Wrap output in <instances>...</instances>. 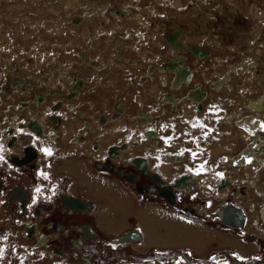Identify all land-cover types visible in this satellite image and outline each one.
Here are the masks:
<instances>
[{"label":"rangeland","instance_id":"rangeland-1","mask_svg":"<svg viewBox=\"0 0 264 264\" xmlns=\"http://www.w3.org/2000/svg\"><path fill=\"white\" fill-rule=\"evenodd\" d=\"M175 67L185 68L193 76L189 84L182 83L185 86L181 92L174 94L176 108L167 99L175 92ZM226 76L229 84L221 87L218 80ZM192 93L198 95L196 102ZM261 97L264 98V0H0V182L4 184L3 188L0 185V264H82L73 260L69 248L64 257L43 256V251L60 244L51 242L47 248L35 243V237L47 232L43 224L54 215L43 211L35 220L33 212L40 202L53 204L58 185L65 190L63 177L53 174L50 179L51 165L75 151L101 156L93 147H103L104 139L105 152L112 145L132 144L130 152L122 154L123 159L127 155L131 160L134 147L141 153L146 150L144 156L151 160L149 166L145 158L152 172L162 173L160 164L165 158L168 165L163 168V178L167 177L168 182H174L180 170L182 175L191 176L196 189L186 188L181 205L198 210L195 219L204 231L239 241L243 251L240 256L233 245L214 243L196 249L182 241L178 244L185 247L165 250L172 254L171 260H178L176 253L186 252L187 264H229L223 263L222 256L235 252L230 264H245L253 258H261L257 264H264V223L257 213L259 203L253 204L257 194L236 180L244 176L242 171L224 166L226 151L206 165L208 172H201L213 174L206 182L212 186L211 192L206 193L194 180L199 179L198 175L187 173L194 168H181L176 153L171 152L180 145L185 164H189L195 152L192 147L206 152L198 146L197 138L209 135L217 140L219 134H226L223 127L228 125L219 126L234 111L235 101L239 105L243 99V108L248 99H253L248 106L254 108ZM222 105L223 115L214 116L216 112L211 108ZM203 112L218 117L216 127L206 131L196 126ZM32 120L43 122V133L35 134L26 127ZM20 123L24 127H19ZM89 124L95 130L88 128ZM229 127L238 128L235 124ZM7 129H12L15 137L11 147L7 146ZM151 130H163L160 134L168 133L169 137L156 136ZM100 135L103 141L97 138ZM253 137L250 135V141ZM82 140L91 141L92 148L84 147L86 142ZM247 142L238 139L237 148L229 155L238 154ZM26 145L35 150L32 162L36 171L31 165L14 166L8 161L12 155L19 156ZM170 152V157H162ZM223 168V177L231 183L228 189L214 184ZM253 168L249 166L251 171ZM19 185L30 195L23 218L16 215L18 200L8 198L10 190ZM224 190L226 196L218 198L217 192ZM237 190L248 197L247 201L236 197ZM203 202L209 203L203 206ZM224 203L243 207L247 214L243 229L227 228L207 217ZM31 223L39 224L40 232L27 238ZM171 229L175 228L170 232ZM182 235L187 238V231L183 230ZM201 241L197 235L196 242ZM138 248L128 245L100 250L104 254L108 250L150 253ZM94 257L90 254L83 258L95 261ZM108 264L148 262L115 259Z\"/></svg>","mask_w":264,"mask_h":264},{"label":"flooded vegetation","instance_id":"flooded-vegetation-1","mask_svg":"<svg viewBox=\"0 0 264 264\" xmlns=\"http://www.w3.org/2000/svg\"><path fill=\"white\" fill-rule=\"evenodd\" d=\"M9 68L10 66L7 65V69ZM175 71L177 75L176 81L178 80V82H174L172 86L175 92L173 91L172 96L167 97L168 99L172 100L174 104L177 101L174 94H176L178 91L181 92L182 87H183L181 84V81H184L185 83H187L190 80L189 79L190 75L188 71L181 70V68L179 67H177ZM218 81L221 87H227V85L229 84L230 78L226 76L223 79L218 80ZM161 83L163 85L165 83L164 76L161 77ZM227 89H229V87ZM259 94L262 96L261 93ZM192 96H193V102H196L195 100L196 96H194L193 93H192ZM260 100H261V106L260 104H257L258 106H260V108L256 109V107L250 108L248 106L249 115L247 116L243 115L242 111L237 108L233 116H230L228 118L230 121H227V122L229 123H231V121L233 120L232 117L237 118L234 120V123L237 125V127H240L241 129L245 130L244 132L245 139H248L249 141L246 143L244 148L236 156H230V157L226 156L224 157V161L227 164V166L230 167L231 169L237 168L236 170L242 171L244 175L243 177L248 179V181L245 183L249 187H252L254 192L257 194L256 197H254L253 199V203L255 204L259 203V205L257 204L258 205L257 213L259 214L261 218L260 221L264 223V205L261 206V204L264 203L263 202L264 201V178L261 179V175L264 173V134L260 133V131H264V98L261 97ZM253 101L255 100L252 99L249 101V103ZM43 126H44L43 122H41L40 124H37L34 120H32L27 123L26 127L29 130H32L31 132H35V134L36 133L39 134V133L44 132ZM19 127H24L23 123H20ZM88 128H90L92 131L95 130L91 124L88 125ZM38 130H40V132H38ZM151 131L156 133V130H151ZM5 135L7 136V139H8L7 146L11 147L13 145L12 142L15 141V137L12 136V129H7L5 132ZM32 135L34 136V133ZM250 135L254 136L251 141H250ZM98 137H101V141H103V137L101 135L97 136V138ZM75 141H77V138H75ZM121 144L116 145V146H120ZM127 144L129 145V148L119 150L117 155H112L109 152V148L111 147L109 146L106 151V156L101 158V160L95 162V168L101 172L112 173L118 177H121L128 185L132 187V189L137 194H141L142 196L148 199H155L161 203H164L165 205L171 207L172 210L177 209L181 213H185L187 215H191L194 217L197 216L198 210L192 207L181 205V202H182L181 199L183 197V194L186 191H188L186 190V188H189L190 190L192 187L194 188L193 191H195L196 189V186L194 185V182L191 179V177H190V181L185 183V185H182L181 187H175V185H171V188L174 190L175 197L174 199H172L168 193L167 197L169 198V200L166 199L165 197L161 196L159 193V190L165 187H163V185L151 179L148 175H145L141 173L140 171H138L137 165L133 163L134 158H132L131 160L129 159L125 160V162L127 163L126 167L120 166L119 162H117L118 160L120 161V159H123L122 158L123 153L130 151L132 149L131 148L132 144H130V142H128ZM83 146L86 147V144H84ZM112 146H115V145H112ZM29 148H32L34 150V148L31 145H26L25 147H23L19 156L12 155L8 161L11 162L15 166L16 163L13 160L14 158L19 160V162L29 159L32 156L34 158V155L36 153L34 152L35 153L34 154ZM101 150H103V147L98 146L96 148V153H100L97 155H102V153L100 152ZM79 162L82 163V161H79V160L76 163L79 164ZM23 165L24 166L31 165L34 167L32 168L33 171H36L35 165L33 164L32 161L27 162V163H22L21 166ZM252 165L254 168L251 171L249 169V166H252ZM72 166H73V163L69 162L67 164L64 162L63 164L59 166V168L60 169L63 168L66 171L67 170L72 171ZM238 167H240L241 169H239ZM147 168H148V164H147ZM149 170L151 171V169ZM120 171H123V173H120ZM154 173H157V172H154ZM180 177H177L176 179H179ZM176 179L173 180L174 182H168L166 178H163V180L166 181L168 184H175ZM222 181L227 182V185L225 186V188L227 186H230L231 184L228 179H222L220 183ZM41 182H44V181H41ZM220 183L218 184L219 187H220ZM0 185H1V188L4 187L3 182H0ZM57 189H58V193L56 194V198L53 204L47 206L45 204L42 205V203L40 202L39 205L35 207L34 212H33V218L35 220H38L36 217L40 215L41 213H43V211L47 215H50V216L54 215V217H52L51 219L49 218L50 220L46 221L43 224V227L46 228L47 232L40 233L37 239L35 237V234L37 231L40 232V225L31 223L32 225L27 228L26 237L27 238L35 237V243L39 247L47 246L48 248L49 246L51 247L52 245L50 244L51 242H55V244H57L58 242L60 243L58 245H55V247L48 248L49 250L47 249L43 251V256L47 258H53L56 255L64 257V256H67L66 248H69L71 250V256L73 260L77 261L78 263H82V264H108L109 262L115 259H120L121 261L127 260V262L128 260L144 261V262H148V264H187L184 261L186 252L176 253L177 255L176 257H179V258L178 260L174 261V260H171L170 258L172 257V254L167 253L168 251H165L166 249L159 247V246H157V249H153V248L147 249V251H150V253L145 254V255L137 254V253L122 254L117 250L115 251L108 250V251H105V254H104V250L106 248L112 249L118 246H128L136 242L126 241L123 243L120 240L121 238H119L116 241H113L112 243H108V244L105 242H101L99 240L97 233L93 229L92 225L87 220L82 219V214L89 213L91 209L89 207L82 208L86 210L69 207L68 202L74 199H79V200H82V199L68 195L67 193H65L64 189L60 187V185H58ZM190 193H194V192H190ZM234 194L236 195V197H239L240 199H245L246 201L248 199V197L245 196V194H243L239 190L235 191ZM225 196H226V192L219 191L218 197L223 199ZM8 198H9V201L14 200V199L18 200V203H19L18 213L16 212V215L18 218H23L26 215L28 207H29V201H30L29 192L26 190L24 186L19 185L10 190L8 194ZM82 201L85 202L84 200ZM203 206H205V202H203ZM227 207L238 208L240 211L243 212L245 220L241 226L239 227L233 226L230 224H226L222 221V217H221L222 212ZM207 217H209V219H213L214 221H219V223L224 227L232 228V229H235V228L243 229L245 227L244 224L247 221V215L245 214L243 209L239 207L238 205H233L232 203H224L215 212L209 214V216ZM50 230L52 232L48 233V231ZM134 230H137V229H134ZM197 232H195V241H196L197 235L201 237L202 241L198 243L196 242V247H195L196 249L204 248L207 246V244H210V243L211 244L214 243V244L233 245L235 247L234 251H236L240 256H243L242 255L243 251L240 249L241 246H240L239 241L233 242L229 240L227 237H222L221 235L219 236L217 234H211L207 231H204L203 228L202 229L200 228L199 230H197ZM262 235H264V230H263ZM103 244H106V245H103ZM113 245H115L116 247H113ZM100 247L104 248V250L101 251ZM233 253L235 254V252ZM90 254L95 256L94 257L95 261H87V260L85 261L83 257L90 255ZM234 254H231V253L224 254L222 256V259H225L223 263L228 262L230 264L234 258ZM260 259L253 258L252 260L247 261L245 264H257L261 262ZM262 262H264V260H262Z\"/></svg>","mask_w":264,"mask_h":264},{"label":"crops","instance_id":"crops-1","mask_svg":"<svg viewBox=\"0 0 264 264\" xmlns=\"http://www.w3.org/2000/svg\"><path fill=\"white\" fill-rule=\"evenodd\" d=\"M177 67H175L176 69ZM181 70H186L185 68L179 67ZM174 69L175 74V82L177 75L176 71ZM189 82L193 80V76L190 75ZM188 82V83H189ZM185 83L184 81H181V84ZM186 83L185 85H187ZM183 85V86H185ZM194 96L198 98V95L193 93ZM191 98V97H190ZM168 99V98H167ZM221 101V103H225V101L218 99ZM234 101V100H232ZM237 101L234 102V111L230 112L228 116L224 120L221 121L220 126L222 124L228 125L227 127H223V130H225L226 134L223 132L219 134V139L214 140L213 138L209 137V135H206L204 138H197L198 146H202L206 152H202L199 150L196 151L195 147H192L191 150L195 152L192 153V156L190 157L189 164H185V158L181 154L184 153L183 149L179 145L177 149H173L171 152L176 153V157H178V163L181 164V168L184 166V169L188 167L189 165L194 168V170H190L187 173H196L199 179H196L197 184H199V187L201 188V191L211 192V188L206 185V182L209 179H212L213 174H205L202 175L201 172L203 170H206L208 172V165L209 163L213 162V159L217 158L221 152L226 151V156L230 157L232 155H229L231 151L235 150L237 148V140L240 138H244V140L249 141L248 139H245V135L243 129L240 127L236 128H230L229 125L235 124L234 120L237 119L236 117H232L233 120L231 123L227 122L230 121L228 118L230 116H233L235 113V110L238 108L239 110L246 111L243 113V115L247 116L249 115V109L248 104L250 99L247 100L245 105L240 107ZM173 103V101H172ZM260 104L261 106V100H258L256 102V105ZM173 106L176 108L175 104L173 103ZM258 106V105H257ZM260 106H258L260 108ZM236 108V109H235ZM214 109V110H213ZM224 105L222 106H216L211 108V112L215 111L216 114L214 116H221L223 115ZM207 111V110H206ZM237 113V112H236ZM202 115H204L201 118V122H198L196 124L197 127H202L204 130L207 131L208 128L215 127L217 124L215 123V120L218 119V117L212 116V114H208V112H203ZM236 125V124H235ZM163 131V130H162ZM162 131H160L162 133ZM159 131L156 130V136H163L166 137V139L169 137V134H160ZM218 132V131H217ZM207 134V133H206ZM84 141V140H82ZM86 142V148L91 149L92 144H89L91 141L85 140ZM213 145V150H211ZM217 144V145H216ZM107 143L104 140L103 141V150L100 152L102 153L101 156H94V154L86 153V151H75L74 155H67L63 160L61 161H55L53 165H51V172L49 171L50 179L55 174L57 177H60V179L63 177V182L66 183L65 185V193L68 195H71L76 198H81L85 202L89 203L91 205V211L87 214H82V219L87 220L97 233L99 240L101 242L105 243H111L113 241L118 240L122 236H124L127 232L132 231L134 229H137L140 233V238L138 240H135L136 243H132L131 247H139L138 250H147V249H157V246L162 247L166 250L176 247H185L184 245H180L178 243L184 241L190 243L192 247L195 248L196 241H195V232L202 229V226L199 222H196L195 217L191 215H187L185 213L179 212L177 209H171V207L165 205L164 203H161L155 199H148L141 194H137L130 185H128L121 177H118L112 173L107 172H101L98 169L95 168V162L101 160L103 155H106L105 147ZM97 147H93V149L96 150ZM244 148V147H243ZM242 148V149H243ZM201 149V150H202ZM241 149V150H242ZM171 150V149H169ZM211 150V151H210ZM240 150V151H241ZM103 151V152H102ZM238 151V152H240ZM130 152V151H128ZM171 152L167 153L166 155H162V157H170ZM197 152V153H196ZM100 154V153H96ZM140 154V155H138ZM147 154V151H143V153L138 152L137 147L132 150V153L130 154L131 159L135 157H142L146 158L149 162V166L151 163V160H149L148 157L144 156ZM185 154V153H184ZM237 155V154H236ZM234 155V156H236ZM148 156V155H147ZM58 158V157H57ZM125 159H127V155L124 159H120L117 162H119L120 166L126 167L127 163L125 162ZM73 163L72 171H66L63 168H59V166L63 163L62 161ZM79 161H82L78 163ZM163 163L160 165L162 166V169L159 170L161 175L163 176L166 171L165 168L168 165V162H165V158H162ZM224 163V166H227V164L224 161V158L222 160ZM81 163V164H80ZM164 164V165H163ZM129 165V164H128ZM201 168H198L200 167ZM177 167V166H176ZM180 167V164L178 165V168ZM215 167V166H214ZM197 168V169H196ZM183 170H180L179 177L183 174ZM220 176L218 179L214 181V184L216 188L218 187V181L221 179H227L226 177H223L226 173V169L223 168L220 170ZM169 175L171 173L169 172ZM237 175V174H236ZM165 176V175H164ZM191 177V176H190ZM167 178V177H166ZM241 180L243 183L247 182L248 179L242 177L236 178L238 181ZM142 180V179H141ZM193 180V178H192ZM52 181V180H51ZM212 187V186H211ZM221 187V186H220ZM225 187V186H224ZM222 187V188H224ZM229 186L226 188L228 189ZM225 188V189H226ZM221 189V188H220ZM227 190H224L222 192H226ZM217 192V197H218ZM220 198V197H218ZM209 202H205V205H207ZM255 206L257 204L253 203ZM243 209L242 206H239ZM245 212V210L243 209ZM141 214V215H140ZM246 214V212H245ZM247 215V214H246ZM75 220V219H73ZM253 222L255 223L256 220ZM170 228L174 233L173 237L170 236ZM186 228V229H185ZM183 230H189L188 237L186 238L184 235H182ZM198 233V232H197ZM212 234V233H211ZM211 239V238H210ZM133 242V241H130ZM210 245V244H209Z\"/></svg>","mask_w":264,"mask_h":264},{"label":"water","instance_id":"water-1","mask_svg":"<svg viewBox=\"0 0 264 264\" xmlns=\"http://www.w3.org/2000/svg\"><path fill=\"white\" fill-rule=\"evenodd\" d=\"M33 127V126H32ZM38 132H40V130H38ZM128 148V146L123 143L120 146H111L109 148V152L112 155H117L118 151L120 149H125ZM33 153L35 152L32 148H29ZM33 158V156L29 159H26L22 162H19V160H17L16 158H14V162L18 165H21L22 163H27L30 162ZM133 163H135L137 165V170L140 171L141 173L148 175L151 179H153L154 181L160 183L161 185H163V189L159 190V193L161 196L165 197L166 199L169 200L168 193L169 196L174 199L175 197V193L174 190L171 188V185H175V187H181L182 185H185V183H187L188 180V176L187 175H182L179 179H176L175 184H168L167 182L163 181L162 178L159 176V174L157 173H149V171L147 170V162L144 158L142 157H135L133 159ZM120 173H123V171H120ZM227 185L226 181H222L220 183L221 187H224ZM69 207L71 208H76V209H82V208H88L89 205L85 202H83L82 200L79 199H74L70 202H68ZM222 221L226 224H230L233 226H241L245 220L244 214L242 211H240L238 208H234V207H227L226 209L223 210L222 212ZM139 239V233L137 230H132L130 232H127L124 236L121 237V242H126V241H135Z\"/></svg>","mask_w":264,"mask_h":264},{"label":"bare ground","instance_id":"bare-ground-1","mask_svg":"<svg viewBox=\"0 0 264 264\" xmlns=\"http://www.w3.org/2000/svg\"><path fill=\"white\" fill-rule=\"evenodd\" d=\"M254 107H256V109L257 108H259L257 105H253ZM127 146H128V148H129V145L127 144V143H125ZM116 146V145H115ZM128 148H125V149H128ZM121 150V149H120ZM123 150V149H122ZM35 151V150H34ZM35 154V153H34ZM36 155V154H35ZM35 155H34V157H35ZM33 160V159H32ZM31 160V161H32ZM71 168V167H70ZM147 170L149 171V173L151 174V173H154V172H151L148 168H147ZM157 174H159V173H157ZM159 176L162 178V176L159 174ZM188 176V175H187ZM162 180H163V178H162ZM188 180L190 181V177L188 176ZM164 181V180H163ZM188 181V182H189ZM166 182V181H165ZM192 188V187H191ZM193 189V188H192ZM89 204V203H88ZM89 208L91 209V206H90V204H89ZM82 210H86V209H82ZM88 210V209H87ZM141 215V214H140ZM222 216V215H221ZM239 227V226H238ZM189 230H187V235L189 234ZM139 233V232H138ZM139 238H140V234H139Z\"/></svg>","mask_w":264,"mask_h":264},{"label":"snow or ice","instance_id":"snow-or-ice-1","mask_svg":"<svg viewBox=\"0 0 264 264\" xmlns=\"http://www.w3.org/2000/svg\"><path fill=\"white\" fill-rule=\"evenodd\" d=\"M48 154H50V152ZM0 159H2V157H0Z\"/></svg>","mask_w":264,"mask_h":264}]
</instances>
